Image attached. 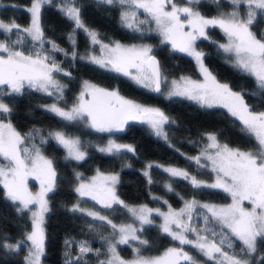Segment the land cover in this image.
Wrapping results in <instances>:
<instances>
[{"label": "snow or ice", "instance_id": "snow-or-ice-1", "mask_svg": "<svg viewBox=\"0 0 264 264\" xmlns=\"http://www.w3.org/2000/svg\"><path fill=\"white\" fill-rule=\"evenodd\" d=\"M97 3L118 6L122 27L140 36L146 31H155L162 44L191 57L203 80L182 75L178 80L169 81L150 44L104 43L99 33L84 22L76 0H63L59 5H54L53 0H31L27 26H21L14 19L0 20V190L15 212L26 214L30 220V229L25 227L21 239H0V249L8 253L24 251L23 264H42L46 255V214L51 211L49 193L56 189L58 174L54 160L44 154L40 145L54 140L64 149L65 160L77 162L84 161L87 148L92 147L84 144L79 136L62 130L49 131L47 138L37 129L22 134L13 126L10 118L13 108L3 97L22 96L25 89L41 92L53 97V103L43 106L46 111L68 123L82 122L97 133L122 132L129 121H138L147 124L157 137L167 140L164 126L175 123L158 107L126 99L118 90L89 81L82 82L76 103L70 108L62 107L60 101L64 99L67 85L61 77H71V73L61 67L54 54L71 55L75 60V33L82 30L91 47L80 59L128 77L142 88L166 95L168 99L184 97L201 107L227 109L240 122V131L255 141V146L242 150L222 144L215 133H205L208 143L199 155L187 159L195 162L198 171L210 167L213 182L200 179L186 169L155 165L163 167L170 177L187 181L193 189L221 190L231 198L225 205L202 203L195 198L185 200L181 196L184 206L178 211L171 205L167 212L147 205L133 206L117 195L118 174H105L98 169L95 176L84 181L82 174L76 173L79 183L74 191L80 198L87 197L111 212L122 209L134 222H139V227L134 223L117 224L110 218V212L82 207L78 200L70 210L99 222L89 223V231L109 226L112 239L102 237L107 244L104 259H99L101 250L94 249L88 240L66 239L64 264H89V254L98 258L97 264H264V110L254 109L243 91H234L228 84L217 81L204 62L206 53L197 45L198 40H210L233 67L253 80L250 95L264 102V31L259 34L254 31V26L264 21V0H211L216 6L213 16L201 11L204 0H97ZM45 6L58 7L73 23L67 37L72 44L70 53L46 37L42 24ZM209 29H219L225 42L211 40ZM96 45L100 46V55L95 52ZM37 137L40 145L35 142ZM95 148L106 155L122 151L135 154L136 151L132 145L117 143L112 138ZM153 166L146 165L143 173L149 184L153 183L150 175ZM30 180L38 183V190L33 191ZM165 188L175 191L171 182ZM153 214L162 218L159 230L178 241L179 246L168 247L161 255L146 256L142 254V246L149 242L138 233L144 231V225L154 223ZM237 241L238 252L235 251ZM119 245L131 247V259L120 255ZM185 245L194 249L196 255L186 250ZM73 247L77 249L75 255Z\"/></svg>", "mask_w": 264, "mask_h": 264}, {"label": "trees", "instance_id": "trees-1", "mask_svg": "<svg viewBox=\"0 0 264 264\" xmlns=\"http://www.w3.org/2000/svg\"><path fill=\"white\" fill-rule=\"evenodd\" d=\"M62 2L63 0H53L54 5ZM30 3L31 0H0V20L10 22L14 19L21 26H27L30 17L25 7ZM76 3L81 8V16L86 25L95 29L103 41L150 43L153 54L168 78L182 75L199 78V71L191 57L172 51L168 44H162L153 34L140 36L122 27L118 6L109 7L98 4L97 0H76ZM201 11L206 16H212L216 14V6L210 0H204ZM42 24L46 37L56 41L61 48L70 53L72 44L67 37L74 25L58 10V7L43 8ZM254 31L258 34L264 31V21L254 26ZM209 35L211 40L222 42L224 39L219 29H209ZM75 40L77 52L75 60L71 55L66 57L63 53L54 54L61 63V67L71 73V77H61L62 82L67 85L64 99L60 101L62 107H67L74 102L81 82L86 80L100 87L118 90L119 94L140 104L158 107L169 116L170 121L175 123L170 122L164 126L167 140L155 137L145 124L138 121H129L122 132L97 133L83 126L81 122L68 123L46 111L43 106L53 103V97L41 92L25 89L22 96L3 97L5 102L13 108L10 116L13 126L22 134L37 129L47 138L49 131L62 130L69 135L79 136L86 145H92L90 140L93 139L103 141L106 137H111L117 143L132 145L136 150L135 154L122 151L117 155H106L98 152L92 145L87 148V158L77 162L65 160L64 149L54 140L49 139L47 144L40 145V139L37 137L35 142L42 147L46 156L54 160L58 174L56 189L53 193H49L51 211L46 214V255L42 258V264H64L63 253L66 239L88 240L94 249L101 250L99 259L105 253L107 244L102 237L112 239L111 228L104 225L89 231V223L99 224V222L92 221L91 217L83 213L70 210L78 200L81 201L82 207L94 208L101 213L110 212V218L115 223L132 221L122 209L111 212L86 198H78L74 191L77 186L76 173L88 176L99 169L103 172L118 174L117 195L130 205L143 204L150 208H162L166 200L171 207H178L183 201L181 196L184 199L195 198L198 201L227 203L229 198L224 192L207 188L193 189L187 181L170 177L163 171V167L186 169L198 175L200 179L210 180L213 174L209 169L198 171L197 165L184 156L194 155L204 142L205 133L209 132L215 133L222 144L226 143L231 147L249 150L255 146V141L240 131V122L225 110L218 107H201L182 98L168 99L161 94L148 91L127 77L91 64L86 59H80V56L87 52L88 39L82 30H77ZM197 45L206 53L204 62L218 81L228 84L234 91H243L246 101L254 109L264 110V102L250 95L254 89L251 78L242 75L233 67L222 53L217 52L216 46L210 40H198ZM45 47L49 46L45 45ZM149 163L154 165L150 170L152 184L148 183L147 177L143 174ZM157 164L163 167H155ZM169 182L172 183L175 191H167L165 184ZM153 197H160V199H153ZM152 218L154 223L144 225V231L138 233L142 239L149 242L142 248V254L145 255L158 254L166 247L173 245V240L159 230L158 216L153 215ZM26 226L30 229V220L27 215L17 214L10 202L4 199L3 192L0 190V239L7 238L10 241L21 239ZM235 243L237 245L235 251L238 252L239 244ZM119 251L125 256L130 254L126 246L120 247ZM72 253L73 255L77 253L75 247ZM25 254L24 251L8 253L0 249V264H23ZM87 259L89 264H97L98 258L95 255L89 254Z\"/></svg>", "mask_w": 264, "mask_h": 264}, {"label": "rangeland", "instance_id": "rangeland-1", "mask_svg": "<svg viewBox=\"0 0 264 264\" xmlns=\"http://www.w3.org/2000/svg\"><path fill=\"white\" fill-rule=\"evenodd\" d=\"M211 1V0H210ZM31 4V3H30ZM30 4L27 6V7H25V9L27 10V8L28 7H30ZM225 10H227V9H225ZM28 12V11H27ZM213 16V15H212ZM29 17H30V13H29ZM141 18H143V14H141ZM29 23H30V20H29ZM145 27H147V26H145ZM153 28L155 27L154 25L152 26ZM153 34V35H155L158 39H159V42H160V40H161V38H160V36L159 35H157L156 33H155V31H152V32H145V34ZM86 35V34H85ZM88 39V38H87ZM112 41H115V40H112ZM111 41H104V43H110ZM222 42H225V40L223 39V41ZM88 44H89V41H88ZM122 44H125V45H132V44H137V45H139V44H150V43H147V42H141V43H138V42H135V43H122ZM151 45V44H150ZM90 44H89V47L87 48V52L90 50ZM99 45H96L95 46V52H96V54L97 55H100V52H99ZM169 48L171 49V47H170V45H169ZM87 52H86V54L85 55H83V56H86L87 55ZM181 54H184V53H181ZM185 55V54H184ZM187 56V55H186ZM194 61V60H193ZM194 63H195V61H194ZM231 64V63H230ZM196 65V64H195ZM232 65V64H231ZM98 66V65H97ZM197 67V66H196ZM179 77L180 76H178V77H176V78H168L169 79V81H171L172 79H179ZM128 78V77H127ZM193 79H197V80H203V77L201 76V74H200V72H199V78H193ZM131 80V79H130ZM83 81H86V80H83ZM82 81V82H83ZM132 81V80H131ZM218 81V80H217ZM82 82H81V84H80V87H79V90H78V92L76 93V95H75V99H74V102L72 103V104H70V105H68L67 107H65V108H70L74 103H76V98L80 95V92H81V90H82ZM134 82V81H133ZM220 82V81H219ZM92 83V82H91ZM220 83H223V82H220ZM136 84V83H135ZM138 85V84H137ZM139 86V85H138ZM141 87V86H140ZM145 89V88H144ZM109 90H113V89H109ZM147 90V89H146ZM149 91V90H148ZM165 93L167 92V88H165L164 90H163ZM121 95V94H120ZM162 95V94H161ZM121 96H123V95H121ZM164 98H166V95H162ZM124 98H126L125 96H123ZM175 97V96H174ZM86 98H89V97H86ZM176 98H182V99H185V100H187V101H190V102H193V103H195V104H197L198 106H200L197 102H195V101H192V100H188V99H186V98H184V97H176ZM126 99H128V98H126ZM131 100V99H130ZM134 101V100H133ZM136 102V101H135ZM138 103V102H137ZM218 108H220V107H218ZM221 109H223V110H225L226 112H227V109H224V108H221ZM228 113V112H227ZM235 118V117H234ZM82 123V122H81ZM83 124V123H82ZM147 127H148V129L150 130V132L155 136V137H157L154 133H153V131L151 130V128L147 125V124H145ZM83 126H85V125H83ZM86 127V126H85ZM72 136H77V135H72ZM109 138H111V137H106L103 141H98L97 139H93V140H90V143L93 145V146H95V145H105V144H107V142H108V139ZM159 139H163V138H161V137H158ZM81 140H82V138H80ZM208 143V141H207V139H206V136H205V139H204V142L202 143V145L198 148V151L194 154V155H192V156H190V155H184L185 156V158H187V157H194V156H197V155H199L200 154V152L202 151V149L204 148V146L206 145ZM65 152V151H64ZM189 160V159H188ZM190 161H192V160H190ZM192 162H194V161H192ZM195 163V162H194ZM205 163H207L206 161H205ZM166 167H169V166H166ZM172 167V166H171ZM162 168V167H161ZM209 170H210V167H209ZM96 171L97 170H95L92 174H90V175H88V176H83V175H81V179L82 180H84V181H88V180H90L93 176H95V174H96ZM101 172H103V171H101ZM103 173H105V174H116V173H112V172H103ZM213 174V173H212ZM204 180V179H203ZM213 180H214V174H213V176H212V178L210 179V180H206V181H208V182H213ZM79 183V181H77V184ZM29 184H30V186L32 187V189H33V191H36V190H38V187H39V185H38V183L36 182V181H34V180H30L29 181ZM216 190H219V189H216ZM221 191V190H220ZM77 194V193H76ZM226 194V193H225ZM227 195V194H226ZM77 196H78V194H77ZM228 196V195H227ZM78 198H80L79 196H78ZM84 198H86V199H88V200H90L89 198H87V197H84ZM228 202L227 203H213V202H205V201H200V202H202V203H212V204H216V205H225V204H228V203H230L231 202V198L228 196ZM192 199V198H191ZM191 199H185V200H191ZM90 201H92V203H94L95 205H97V206H99V207H101L99 204H96V202L95 201H93V200H90ZM140 205H143V204H139V205H133V206H140ZM184 206V201H182L181 203H180V205L178 206V207H172L174 210H179L180 208H182ZM168 207H169V205L168 204H165L164 203V206L162 207V208H160L161 209V211H164V212H167L168 211ZM155 208H158V207H155ZM154 209V208H153ZM153 215H155V214H153ZM131 218V217H130ZM158 218H159V221H158V223L160 224V223H162V218L161 217H159L158 216ZM131 222L130 223H134V225L135 226H137V227H139V222L138 221H133V219L131 218ZM194 223H200V224H202V221H194ZM117 224H121V223H117ZM238 242V241H237ZM137 242H132V244L133 245H135ZM238 244H239V242H238ZM122 246H126L129 250H130V254H129V256H125V255H122L121 253H120V255L123 257V258H125V259H131L132 258V249H131V247H129L128 245H119L118 246V249L120 248V247H122ZM172 246H179V244H178V241H173V245H171V246H168V247H172ZM144 246H142V248H143ZM168 247H166L165 249H163L162 251H160L158 254H155V255H146V256H156V255H161ZM185 247V249L186 250H188L191 254H193V255H196V253H195V250L194 249H192L190 246H188V245H185L184 246ZM106 248H107V246H106ZM105 252H106V249H105ZM143 255H145V254H143ZM105 257H104V254H103V256H102V258L101 259H104ZM201 259H203L202 257H201ZM208 264H211V262H208Z\"/></svg>", "mask_w": 264, "mask_h": 264}]
</instances>
